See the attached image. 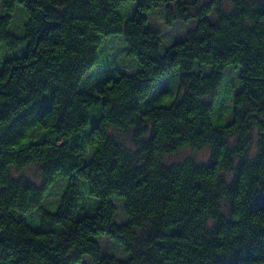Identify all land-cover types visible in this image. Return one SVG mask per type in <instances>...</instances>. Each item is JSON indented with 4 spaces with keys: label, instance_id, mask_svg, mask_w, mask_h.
I'll use <instances>...</instances> for the list:
<instances>
[{
    "label": "trees",
    "instance_id": "16d2710c",
    "mask_svg": "<svg viewBox=\"0 0 264 264\" xmlns=\"http://www.w3.org/2000/svg\"><path fill=\"white\" fill-rule=\"evenodd\" d=\"M226 3L0 0V264H264V0Z\"/></svg>",
    "mask_w": 264,
    "mask_h": 264
},
{
    "label": "rangeland",
    "instance_id": "374dc122",
    "mask_svg": "<svg viewBox=\"0 0 264 264\" xmlns=\"http://www.w3.org/2000/svg\"><path fill=\"white\" fill-rule=\"evenodd\" d=\"M204 1H208V0H204ZM224 6H226V2L227 0H222ZM15 23H20L19 17H15L14 19ZM13 26H16L15 24ZM165 29H169V33L168 35L172 36L173 39H171V41H175L181 38V36L185 33V31L188 29V27L186 25L180 24L178 22H174L173 24H171L170 27H166V28H162L161 30L164 32ZM116 40H110L109 42L106 43V48H108L110 45H115L118 46L116 42H114ZM5 55V54H2ZM120 65L126 67V69L128 68V70L131 69V63L128 59H126L124 56L121 57L120 59ZM227 77L231 80L230 82V86H229V91L231 92L233 89V85H236L237 83V73L234 71H229L227 72ZM227 100V104H228ZM229 110V109H227ZM224 114H227L226 111L224 112ZM229 116L226 115L225 118H228ZM186 157H193L197 160H201V161H206L207 158V153L204 152H194L192 150H190L189 148H183L181 149L179 152H177L176 154L170 156V160H174V161H179L182 160ZM16 175H22L25 178H28L30 180H33L35 182H39L41 180V174L39 172V169L36 166H29L26 167L25 169H23L21 172L16 173ZM115 251H119L118 249L114 248V252Z\"/></svg>",
    "mask_w": 264,
    "mask_h": 264
}]
</instances>
